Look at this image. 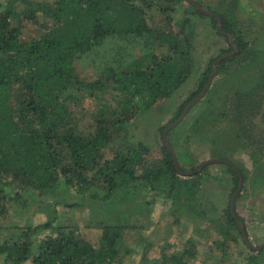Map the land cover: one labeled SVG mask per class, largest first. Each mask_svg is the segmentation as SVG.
I'll use <instances>...</instances> for the list:
<instances>
[{"label": "trees", "instance_id": "16d2710c", "mask_svg": "<svg viewBox=\"0 0 264 264\" xmlns=\"http://www.w3.org/2000/svg\"><path fill=\"white\" fill-rule=\"evenodd\" d=\"M240 1L231 0L230 4L238 7ZM175 2L187 1H25L22 12L17 11L15 0L8 2L0 13V216H5L13 205L23 206L20 201L25 190L38 197L52 196L61 180L69 188L74 185L92 188V199L107 206L115 205L120 198L140 195L137 187L143 184L156 190L161 197L164 195L173 207L196 219L207 220L209 214L219 213V207L211 199L212 194L202 185L192 180L180 181L181 176H189V173L201 176V173L195 174L199 166L196 161L194 163L191 156L182 157L179 154L180 144L169 140L179 162V171L164 143L162 164L137 175L139 161L144 154L150 153L144 143L139 142L129 151H116L111 156L105 153L108 148L112 151L110 145L116 142L119 133L128 132L125 131L129 123L127 118L124 116L123 120L108 110H102L95 134L87 136L74 122L68 106V101L74 99L75 94L92 92L90 95L95 97L99 93L96 90H100L98 83L85 84L75 68L76 59L91 52L108 36L116 35L146 36L151 46L168 47L171 53L160 59L155 53H150L134 59L122 68L123 71L114 72L115 92L127 102L149 101L152 106L170 98L197 68L192 58L195 25L189 17L178 19V12L172 7ZM208 2L211 3L210 0ZM187 3L193 16L209 19L217 35L223 36L218 31L216 18L205 16L193 4ZM154 5L167 16L172 25L168 30L162 26L151 27L147 12ZM208 10L220 17L223 32L233 36L239 50L218 66V72H224L228 63L239 61L244 63L242 71L253 68L256 73L246 76L232 95V111L236 116V132L232 140L226 121L230 117L228 104L224 103L221 107L215 100L216 94L211 93L201 116L195 121L196 125L200 121L203 133L218 127L216 138H203L214 145L219 142L222 148V144L228 141L242 144L248 132L243 126L244 120H255L261 112L264 103V37L249 42L241 36L228 13ZM39 18L44 20L47 33L39 39L23 41L21 36L25 23H36ZM175 18L178 21L174 22ZM223 37L229 43V50L223 55L232 53L234 46L228 37ZM220 57L211 60L202 73L198 90L179 108L170 124L177 121L185 107L202 93L213 64ZM16 92L19 94L17 104L13 101ZM245 115L246 118L242 119ZM242 131L243 134L246 132L244 137L241 136ZM198 138L201 139L199 135ZM220 150L226 152V148ZM212 153L215 158H223L215 147ZM181 162L188 163L190 169H186ZM254 163V172L240 167L239 170L245 183L252 185L253 189L257 187L255 191L261 193L264 192V166L257 159ZM224 166L236 191L240 177L233 167ZM102 191L104 195L100 197ZM223 213L229 233L236 228L242 234L230 207ZM112 224L107 223L103 227L99 247L88 242L74 227L55 226V218H52L47 223L21 229L11 235V240L4 242L0 249L7 255L5 264H115L120 255L133 251L126 247L124 238L129 223L119 221ZM47 231L51 233L46 234ZM42 234L44 237L40 240ZM188 245L179 252H163L151 264H189L196 251L192 240L188 241ZM256 257H251L250 261L254 263Z\"/></svg>", "mask_w": 264, "mask_h": 264}, {"label": "rangeland", "instance_id": "374dc122", "mask_svg": "<svg viewBox=\"0 0 264 264\" xmlns=\"http://www.w3.org/2000/svg\"><path fill=\"white\" fill-rule=\"evenodd\" d=\"M9 1L11 0H0V13L5 10ZM25 1L53 3L56 0H15L18 12L23 11ZM193 1L197 4L200 2L201 4L198 5L208 12H210L208 9H211L228 13L241 36L247 41L252 42L257 37H264V0H242L238 7L230 4L231 0H210L211 3L208 0ZM164 6L166 7L167 4ZM172 7L178 12V19L189 17L194 22L196 37L193 42L192 58L197 68L170 98L162 99L152 106L149 101L127 102L115 92L114 72L123 71L122 68H126L131 61L147 54L155 53L160 59L163 55L171 53L168 47L151 46L146 36H108L91 52L80 55L75 61V68L85 84L98 83L100 90L102 87L103 89L96 90L99 93L95 97L90 95L92 92H86L75 94L74 99L68 101L74 122H77L79 129L81 128L88 136L95 134L102 110H108L121 119L125 116L129 122L125 130L128 132L119 133L116 142L110 145L112 151L108 148L105 153L111 156L116 151H129L139 142L144 143L150 153L144 154L139 161L136 168L137 175H142L145 169H152L155 165L162 164L161 161L165 157L163 134L166 130L162 129L170 124L179 108L188 101L192 93L198 90L202 73L208 68L211 60L224 56L223 54L229 50L228 40L217 35L209 19L193 16L187 2H175ZM147 15L152 28L162 26L163 29L168 30L172 27L167 16L155 5ZM178 19L175 18L174 22ZM37 21L25 23L21 36L23 41L39 39L47 33L44 20L39 18ZM174 22L172 24L176 28ZM13 25L15 26L16 23L13 22ZM243 64L239 61L230 62L224 72H217L206 97L168 134V141L176 145L180 144L179 154L182 157L191 156L194 163L196 161V165L200 166L213 159H228L238 169L240 167L244 171L254 172V162L257 159L264 166V103L255 120H244L243 126L248 132L247 134L245 132L246 138L242 140V144L237 145L235 140L222 144V148H226L225 153L220 150L222 148L219 142L214 145L215 143H211L210 140L205 141L203 138V136L207 139L216 138L219 128L214 127L215 130L212 132L203 133V130H200V121L198 125L195 122L201 116L211 93L216 94L215 100L221 107L224 103L228 104L227 113L230 117L226 121L229 123L231 140L235 137L236 116L232 111V95L246 76L256 74L253 68L242 71ZM18 95L17 92L14 94L15 104ZM243 133L242 131V137L245 135ZM198 135L204 141L199 139ZM214 147L221 152L223 158L214 157L212 153ZM181 164L186 169H190L188 163L181 162ZM189 174V176H181L180 181H195L196 184L202 185L204 190L209 191L213 197L211 199L219 207L220 211L217 215L209 214L207 220L196 219L180 208L173 207L171 201L164 195L161 197L156 190L143 184L137 187L140 195L134 198H120L115 205L107 206L104 202L92 199V188H81L78 185L69 188L61 180L52 196L38 197L31 191L25 190L20 201L23 206L13 205L5 216H0V246L6 241L9 242L11 235L19 233L21 229L35 227L55 218V226L74 227L83 238L95 247H99L103 227L107 223L113 225L112 223L120 221L129 223L124 238L126 247L133 252L120 255L115 264H151L163 252L171 254L182 251L189 246L188 241L191 240L195 244L196 252L189 264H264V250H261L262 253L251 251L243 235L236 228H232L229 233L223 212L230 207L232 196L237 189L234 190L235 185L227 168L221 164H213L207 166L201 172V176L195 177L192 173ZM255 188L244 181L243 189L236 200V213L244 220L242 225L251 244L254 247H261L264 246V192L255 191ZM99 195L100 197L104 195L103 191ZM49 233L51 231L46 232ZM255 255L257 257L252 263L250 259ZM6 257L7 255L0 249V264H5Z\"/></svg>", "mask_w": 264, "mask_h": 264}, {"label": "water", "instance_id": "95a60500", "mask_svg": "<svg viewBox=\"0 0 264 264\" xmlns=\"http://www.w3.org/2000/svg\"><path fill=\"white\" fill-rule=\"evenodd\" d=\"M187 2L193 4L201 13H203L204 15H207V16H210V17H214L217 19V27H218V31L221 35L223 36H226L229 38L230 40V43L234 46V51L232 53H229V54H226L224 56H221L216 62H215V65L213 66V70H212V73L206 83V86L204 88V90L202 91V93L196 98L194 99L183 111V113L181 114V116L177 119V121H175L174 123H172L171 125H169L166 130L164 131V134H163V141L167 147V149L169 150V152L171 153V155L173 156V159H174V164H175V167L176 169L179 171V164H178V161L176 159V155L174 153V151L172 150V147L168 141V134L169 132L175 128L177 125H179L184 119L185 117L187 116V114L191 111V109L193 107H195L199 102H201L207 95L209 89H210V86L211 84L213 83V80L214 78L216 77V74L218 72V66L225 60L235 56L239 50L238 48L235 46L234 44V39H233V36L230 35V34H225L223 32V25H222V21L220 19V17L214 13H211V12H208L206 11L205 9H203L200 5H198L195 1L193 0H186ZM213 164H224V165H227V166H230V167H233L239 177H240V184H239V187L237 189V191L234 193V195L232 196V199H231V204H230V210H231V214L233 216L234 219H236V221L240 224V227H241V231H242V235L244 237V240H245V243L246 245L249 247V249L251 251H261V250H264V246H261V247H254L251 242L249 241L248 239V236H247V233L245 231V227L242 225V221L238 218L237 216V213H236V200L238 198V195L240 194L241 190L243 189V185H244V180H243V177L241 175V172L240 170L238 169V167L231 161H228V160H224V159H213V160H209L205 163H203L202 165H200L196 171L195 174H198V173H201L207 166L209 165H213Z\"/></svg>", "mask_w": 264, "mask_h": 264}]
</instances>
